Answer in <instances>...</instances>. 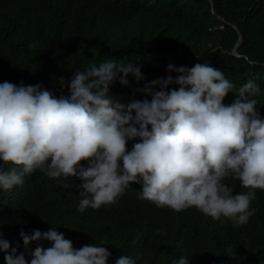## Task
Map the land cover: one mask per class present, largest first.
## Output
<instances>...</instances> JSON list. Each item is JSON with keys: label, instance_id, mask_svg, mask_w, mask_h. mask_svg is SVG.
<instances>
[{"label": "trees", "instance_id": "trees-1", "mask_svg": "<svg viewBox=\"0 0 264 264\" xmlns=\"http://www.w3.org/2000/svg\"><path fill=\"white\" fill-rule=\"evenodd\" d=\"M211 1L214 13L209 0H0V83L40 84L57 98L68 97L66 85L77 71L106 61L132 63L144 80L137 83L129 76L128 86L117 80L109 93L127 106L151 100L139 90L145 84L177 77L168 72L169 63L187 68L208 63L237 89L254 80L260 88L254 97L257 111L264 119V0ZM234 28L242 35L237 48L241 57L232 55L238 40ZM178 88L172 84L167 90ZM236 98L230 92L223 103L231 105ZM136 142L129 141L127 150ZM12 167L0 161V172ZM82 183L76 177L50 179L36 170L23 186L0 189L2 238L13 248L19 245L18 254L25 253L21 231L53 228L74 249L105 247L111 253L107 264L137 254V264H173L181 257L189 264H264V192L255 194L249 222L234 228L224 217L221 223L204 214L177 215L135 205L128 194L115 204L81 213ZM43 246L51 244L45 241ZM25 258L30 264L31 256L25 253ZM0 264H5L3 252Z\"/></svg>", "mask_w": 264, "mask_h": 264}, {"label": "clouds", "instance_id": "clouds-1", "mask_svg": "<svg viewBox=\"0 0 264 264\" xmlns=\"http://www.w3.org/2000/svg\"><path fill=\"white\" fill-rule=\"evenodd\" d=\"M167 70L177 77L145 84L139 90L151 100L127 106L109 93L117 80L121 86L129 85V76L144 80L132 63L106 61L77 71L66 85L68 97L57 98L40 84L0 83V161L14 166L0 172V189L23 186L26 176L40 170L50 179L83 181L81 213L128 194L135 205L204 214L221 223L224 217L234 228L247 224L255 194L264 192V119L254 98L259 85L249 79L237 89L208 63H169ZM60 83L65 86L63 78ZM172 84L178 90L168 91ZM230 92L237 98L225 105ZM137 140L128 151L127 143ZM2 237L5 264H29L25 253L30 264H107L111 255L91 244L74 249L53 228L21 231L25 253ZM45 241L51 246L45 248ZM139 256L122 255L115 264H137ZM173 264H189L188 258Z\"/></svg>", "mask_w": 264, "mask_h": 264}, {"label": "water", "instance_id": "water-1", "mask_svg": "<svg viewBox=\"0 0 264 264\" xmlns=\"http://www.w3.org/2000/svg\"><path fill=\"white\" fill-rule=\"evenodd\" d=\"M209 1H210V4H211V12L214 13V7H213V4H212V1L211 0H209ZM219 19H221L222 21H225L221 17H219ZM234 29L237 31L238 40H237V43L234 45V48L232 50V55H234L235 57H241V55L238 54V52H237V48H238L239 44L242 42V35H241V33L236 28H234ZM242 57H244L245 59H247L245 56H242Z\"/></svg>", "mask_w": 264, "mask_h": 264}]
</instances>
